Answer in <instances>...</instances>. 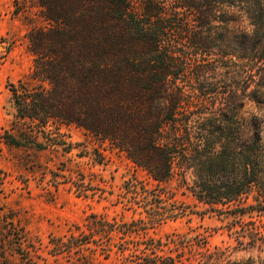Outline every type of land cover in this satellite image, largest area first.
Segmentation results:
<instances>
[{
	"label": "trees",
	"instance_id": "trees-1",
	"mask_svg": "<svg viewBox=\"0 0 264 264\" xmlns=\"http://www.w3.org/2000/svg\"><path fill=\"white\" fill-rule=\"evenodd\" d=\"M36 8L46 25L27 35L24 116L84 130L158 185L177 180L207 210L240 221L229 227L235 250L258 252L226 264H264V0H37ZM135 225L91 214L86 226L111 238ZM7 249L2 235L0 258ZM214 251L203 264L221 262L225 252ZM133 264L175 262L142 252Z\"/></svg>",
	"mask_w": 264,
	"mask_h": 264
},
{
	"label": "rangeland",
	"instance_id": "rangeland-1",
	"mask_svg": "<svg viewBox=\"0 0 264 264\" xmlns=\"http://www.w3.org/2000/svg\"><path fill=\"white\" fill-rule=\"evenodd\" d=\"M36 1L0 0V237L9 249L0 264H133L142 252L203 264L214 247L225 252L218 264L258 256L235 250L229 227L240 221L207 210L177 180L158 185L84 130L24 116L18 95L32 87L33 70L27 35L46 25ZM91 214L136 223L137 232L91 236Z\"/></svg>",
	"mask_w": 264,
	"mask_h": 264
}]
</instances>
